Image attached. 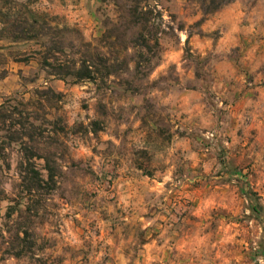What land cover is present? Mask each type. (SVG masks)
Instances as JSON below:
<instances>
[{"label": "rangeland", "instance_id": "1", "mask_svg": "<svg viewBox=\"0 0 264 264\" xmlns=\"http://www.w3.org/2000/svg\"><path fill=\"white\" fill-rule=\"evenodd\" d=\"M218 4L0 0V264H264V0Z\"/></svg>", "mask_w": 264, "mask_h": 264}, {"label": "trees", "instance_id": "2", "mask_svg": "<svg viewBox=\"0 0 264 264\" xmlns=\"http://www.w3.org/2000/svg\"><path fill=\"white\" fill-rule=\"evenodd\" d=\"M233 0H220V4L216 5V7H214L213 10H217L219 8H221V6L223 5H227L229 3H231ZM136 11H137V7H136ZM8 25H10L12 31L9 33L7 37H10L14 40H37L38 38L42 37V36H46L47 33H42L40 31L36 30V26H38V21L36 19L30 21L28 18L26 17H21V18H17V19H13L11 21L7 22ZM7 34V33H6ZM48 60H50L49 57H45V64L46 66L49 67H53V64L50 63ZM77 65H75V68L73 69V73H71L72 76H74V78L76 80H83V79H90V80H94L95 78V71H93L90 66H88L87 64H85V62H82V64L79 65V67H76ZM58 75H60L59 73H57ZM108 75H110V73H107ZM2 108L3 105H0V114L1 116H3V112H2Z\"/></svg>", "mask_w": 264, "mask_h": 264}]
</instances>
